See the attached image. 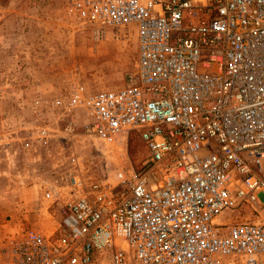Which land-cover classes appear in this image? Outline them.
<instances>
[{
  "label": "built area",
  "instance_id": "2783aa9c",
  "mask_svg": "<svg viewBox=\"0 0 264 264\" xmlns=\"http://www.w3.org/2000/svg\"><path fill=\"white\" fill-rule=\"evenodd\" d=\"M64 5L97 37L132 26L137 59L122 86L55 103L84 108L85 133L106 144L139 130L150 165L115 183L73 176L55 231L2 238L0 264H90L105 251L110 264H264V0ZM240 207L254 217L216 220Z\"/></svg>",
  "mask_w": 264,
  "mask_h": 264
},
{
  "label": "rangeland",
  "instance_id": "374dc122",
  "mask_svg": "<svg viewBox=\"0 0 264 264\" xmlns=\"http://www.w3.org/2000/svg\"><path fill=\"white\" fill-rule=\"evenodd\" d=\"M136 59L130 25L104 27L97 37L67 12L64 0H0V240L27 228L53 233L75 196L73 176L87 183L108 176L115 183L121 170L150 165L139 130L126 143L106 144L85 133L84 108L65 111L55 103L76 89L122 86ZM163 171L159 165L154 174ZM48 190L57 193L47 198ZM253 217L246 207L217 216L221 223ZM90 264H110L109 251Z\"/></svg>",
  "mask_w": 264,
  "mask_h": 264
},
{
  "label": "bare ground",
  "instance_id": "6f19581e",
  "mask_svg": "<svg viewBox=\"0 0 264 264\" xmlns=\"http://www.w3.org/2000/svg\"><path fill=\"white\" fill-rule=\"evenodd\" d=\"M150 183H151L152 186L155 185V181H152V180H151ZM216 220L218 221V218H216ZM116 243H117L118 245H120L121 247H122V246L125 247V248L127 247L126 242L120 240V238L116 240ZM121 244H122V245H121ZM123 247H122V248H123Z\"/></svg>",
  "mask_w": 264,
  "mask_h": 264
}]
</instances>
